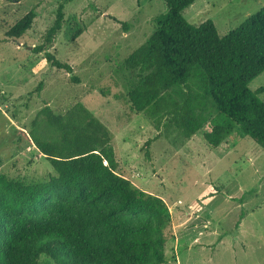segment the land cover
<instances>
[{
  "label": "rangeland",
  "instance_id": "1",
  "mask_svg": "<svg viewBox=\"0 0 264 264\" xmlns=\"http://www.w3.org/2000/svg\"><path fill=\"white\" fill-rule=\"evenodd\" d=\"M60 2L61 30L52 45L33 52ZM263 5L194 0L181 13L190 23L212 20L223 36ZM29 10L35 12L30 28L7 37L5 31ZM166 11L163 0H0V173L26 183L54 173L31 144V131L49 133L39 114L43 106L63 114L80 102L110 131L116 172L167 205L162 264H264V147L236 125L218 147H210L200 136L206 127L185 138L169 120L155 127L128 100L136 71L123 61ZM77 29L81 33L72 42ZM46 52L72 65V72L51 66ZM248 86H264V71ZM258 96L264 101V92ZM149 138L147 159L142 145ZM37 264L52 263L41 255Z\"/></svg>",
  "mask_w": 264,
  "mask_h": 264
},
{
  "label": "trees",
  "instance_id": "2",
  "mask_svg": "<svg viewBox=\"0 0 264 264\" xmlns=\"http://www.w3.org/2000/svg\"><path fill=\"white\" fill-rule=\"evenodd\" d=\"M163 1L167 11L155 17V30L123 61L136 71L127 92L132 109L157 128L169 120L185 138L206 127L200 136L213 148L234 125L264 147V101L258 96L264 86H248L264 71V5L219 36L212 20L195 24L183 17L194 0ZM63 8L60 2L33 52L52 45ZM34 17L29 10L5 35L22 36ZM80 33L74 31L71 41ZM45 58L57 69L73 70L50 52ZM39 114L49 133L32 129L31 144L54 173L34 183L0 173V264H37L41 255L52 264L164 263L167 205L116 172L107 127L80 102L63 114L45 105ZM152 140L142 145L147 159Z\"/></svg>",
  "mask_w": 264,
  "mask_h": 264
}]
</instances>
